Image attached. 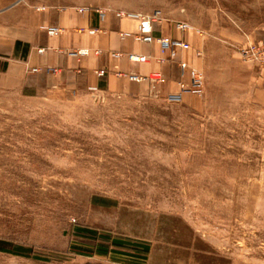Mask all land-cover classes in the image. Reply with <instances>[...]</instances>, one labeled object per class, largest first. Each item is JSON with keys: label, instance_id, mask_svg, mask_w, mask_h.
I'll return each instance as SVG.
<instances>
[{"label": "rangeland", "instance_id": "rangeland-1", "mask_svg": "<svg viewBox=\"0 0 264 264\" xmlns=\"http://www.w3.org/2000/svg\"><path fill=\"white\" fill-rule=\"evenodd\" d=\"M100 2L201 31L203 95L0 89V264H264V0Z\"/></svg>", "mask_w": 264, "mask_h": 264}, {"label": "crops", "instance_id": "crops-1", "mask_svg": "<svg viewBox=\"0 0 264 264\" xmlns=\"http://www.w3.org/2000/svg\"><path fill=\"white\" fill-rule=\"evenodd\" d=\"M117 10L122 9L100 0H0V89L63 97L88 91L147 95L150 84L133 81L129 75L162 72V94L177 91L179 82L189 79L182 75L179 61L199 67L196 34L201 31L194 25L183 31L177 27L182 20L166 17L159 10L162 20L154 24L153 34L190 44L188 49H177L172 57L170 51H161L159 43L143 42L138 22L117 17ZM50 26L62 31L51 35L46 30ZM252 41L256 40L247 43ZM80 50L86 53H78ZM129 54L150 58L133 62Z\"/></svg>", "mask_w": 264, "mask_h": 264}, {"label": "built area", "instance_id": "built-area-1", "mask_svg": "<svg viewBox=\"0 0 264 264\" xmlns=\"http://www.w3.org/2000/svg\"><path fill=\"white\" fill-rule=\"evenodd\" d=\"M86 8H82L84 11ZM102 17L104 12H100ZM119 18H127L136 20L138 22V36L146 43L157 42L160 45L161 51H170L172 57H174L177 49H188L190 44L182 39L172 37H156L153 34L154 24L162 20V15L159 10H155L151 13H145L141 11H128V10H117L115 12ZM177 27L183 31L193 28L189 23L180 21L177 23ZM47 32L51 35H57L62 31V28L57 26H50L46 28ZM78 53H86L85 50H80ZM200 54V53H199ZM240 54L242 58L255 65H264V37L256 41L249 42L240 48ZM119 55V54H117ZM150 56L140 54H129V59L133 62H146ZM179 67L182 75H188V80L182 79L179 82V91L171 92L167 95H163L161 92V85L165 81V76L162 72H152L149 75H141L132 73L129 78L136 82L147 81L150 84V95L155 97H163L171 103H181L184 101L185 95L191 94L195 96L203 95V85L205 80L204 73L191 66L185 61H179ZM101 74L104 72L101 71Z\"/></svg>", "mask_w": 264, "mask_h": 264}, {"label": "trees", "instance_id": "trees-1", "mask_svg": "<svg viewBox=\"0 0 264 264\" xmlns=\"http://www.w3.org/2000/svg\"><path fill=\"white\" fill-rule=\"evenodd\" d=\"M87 232L93 233V231L89 229L80 230L79 233L87 234ZM111 241H112V244L118 248L131 246L135 249H139L141 252H144V253H147L150 251V246L147 244H131V243L126 242L125 240L117 239V238H114ZM0 251L12 253L15 255H20V256H30L31 253L33 252L32 248H28L23 245L14 244V243H11L5 240H0ZM73 251L81 255H90V254H86L85 252L81 250V248H78V247H74ZM115 251H120V250H115Z\"/></svg>", "mask_w": 264, "mask_h": 264}]
</instances>
